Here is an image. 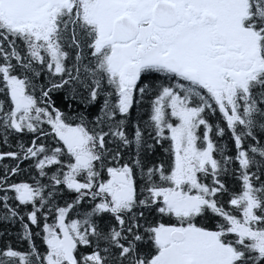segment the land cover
Segmentation results:
<instances>
[{
  "label": "trees",
  "instance_id": "16d2710c",
  "mask_svg": "<svg viewBox=\"0 0 264 264\" xmlns=\"http://www.w3.org/2000/svg\"><path fill=\"white\" fill-rule=\"evenodd\" d=\"M257 2L255 31L264 46V0ZM54 28L21 31L0 12V264H46V227L60 214L74 246L60 264H156L163 251L157 231L165 226L219 232L236 220L264 231V71L248 77L234 109L223 102L227 113L210 91L183 88L184 109L195 112L196 145L204 149L208 140L212 163L198 174L206 200L179 214L161 195L174 185L171 128L180 118L167 95L173 76H140L124 109L121 78L92 57L88 32L72 18ZM52 49L61 54L60 73ZM9 77L22 81L30 107L15 111ZM56 115L92 137L95 157L87 165H75L52 126ZM115 170L128 172L134 191L117 210L103 188ZM71 177L83 186L72 187ZM19 187L32 199L21 200ZM221 241L236 255L231 264H264L251 240L229 234Z\"/></svg>",
  "mask_w": 264,
  "mask_h": 264
},
{
  "label": "flooded vegetation",
  "instance_id": "af4514ba",
  "mask_svg": "<svg viewBox=\"0 0 264 264\" xmlns=\"http://www.w3.org/2000/svg\"><path fill=\"white\" fill-rule=\"evenodd\" d=\"M11 2L9 19L17 29H55L57 22L72 18L88 32L92 57L103 61L115 46L123 52L130 70L126 76H138L137 81L140 76H173L181 88L208 92L209 80L205 82L203 76H256L258 48L264 62V46L255 31L257 0H241V13L233 0ZM24 7L44 9L46 19L21 18ZM103 63L108 67L107 61ZM120 70L112 69L117 76Z\"/></svg>",
  "mask_w": 264,
  "mask_h": 264
},
{
  "label": "rangeland",
  "instance_id": "374dc122",
  "mask_svg": "<svg viewBox=\"0 0 264 264\" xmlns=\"http://www.w3.org/2000/svg\"><path fill=\"white\" fill-rule=\"evenodd\" d=\"M235 6L238 4L239 13L242 12L241 0H233ZM13 3L11 0H1V9L5 10L7 18L11 16ZM24 19H46L44 9L31 11L24 7ZM105 38V34H103ZM259 39V37H258ZM259 60L257 63V71L264 70V62L260 58L261 49L258 48ZM51 62H53V70L55 73L62 71L60 64L61 54L56 50H51ZM107 58V59H106ZM100 59L99 63L107 61L110 70H119L120 78L122 81L121 100L124 109L128 108L132 102V93L134 86L137 82L138 76H126L130 72L127 68L123 52L118 50L115 46L111 48L109 56ZM264 59V58H263ZM113 67V68H112ZM249 76H203L206 81L209 80L210 88L208 89L215 100L221 106V109L227 113L223 102L228 104L231 109L232 98L235 96L244 95L246 93V81ZM8 88L13 100L15 111L23 108H28L32 105V101L25 95L23 83L15 78H7ZM170 95V104L175 109L177 116L180 118L178 126L171 128V136L174 142L176 163L172 175L173 187L161 191L164 202L172 208V210L179 214H187L195 212L200 204L206 200V192L198 182V174L205 171L207 164L212 163L211 159V146L206 141L204 149H199L196 145V126L192 124L191 118L195 115L192 109H184L187 106L185 101L186 91L180 88L177 84L172 86L168 91ZM244 98V97H240ZM238 99V98H237ZM186 105V106H185ZM52 126L64 142L66 147L72 153L75 159V165L78 167L87 165L95 157L91 150L92 137L79 125L71 126L65 124L59 115H56L52 120ZM128 176L126 170H122ZM129 178V177H128ZM69 184L79 189L83 185L78 184L71 177ZM103 188L111 192L114 198L112 209L117 210L122 205L131 201L133 198V187L131 180L129 184L123 185L116 183L112 178L103 185ZM194 190L197 194H191L190 191ZM18 196L21 200H31L32 193L26 187H19L17 189ZM64 215L58 216L57 223L53 228L46 227V233L49 234L48 241L50 246L49 255L46 257V264H60L63 261L70 260L72 257L73 242L66 233L63 226ZM230 227L224 231L211 232L204 231L194 226L188 227H172L165 226L157 231L158 240L163 245V251L156 257V264H231L235 258L233 250L222 243L221 237L229 234L238 236L239 240L248 239L252 242V249L257 252L258 256L264 255V231H252L243 224L236 220H230ZM174 229H179L185 232L186 237L181 245L183 248L188 249V254H183L177 249V244L170 239V233ZM58 233L61 235L57 238ZM57 239L59 241H57Z\"/></svg>",
  "mask_w": 264,
  "mask_h": 264
},
{
  "label": "water",
  "instance_id": "95a60500",
  "mask_svg": "<svg viewBox=\"0 0 264 264\" xmlns=\"http://www.w3.org/2000/svg\"><path fill=\"white\" fill-rule=\"evenodd\" d=\"M110 176L118 184H123V185L129 184V178L127 174L123 172L122 170L112 171L110 173ZM185 237H186L185 232L179 229H174L170 233V239L173 240L177 244V249L181 251L183 254L188 252V250L183 248V246L181 245V242L184 241Z\"/></svg>",
  "mask_w": 264,
  "mask_h": 264
}]
</instances>
